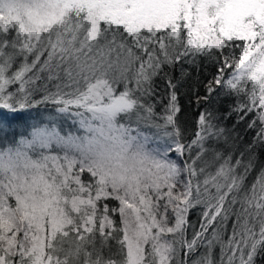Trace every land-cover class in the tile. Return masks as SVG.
Returning <instances> with one entry per match:
<instances>
[{
	"label": "snow or ice",
	"instance_id": "6c2138e0",
	"mask_svg": "<svg viewBox=\"0 0 264 264\" xmlns=\"http://www.w3.org/2000/svg\"><path fill=\"white\" fill-rule=\"evenodd\" d=\"M261 157L264 0H0V264H264Z\"/></svg>",
	"mask_w": 264,
	"mask_h": 264
},
{
	"label": "trees",
	"instance_id": "16d2710c",
	"mask_svg": "<svg viewBox=\"0 0 264 264\" xmlns=\"http://www.w3.org/2000/svg\"><path fill=\"white\" fill-rule=\"evenodd\" d=\"M185 67H188L187 65H185ZM212 71V66L210 64L205 65L204 62H202V66H201V70L199 73V77L201 80L206 79V72H210ZM173 75L175 77H180V71H179V67H177L174 71H173ZM196 77H197V72L194 68L191 69V75L190 77H188L186 80L183 81L182 87L179 89V99H180V104L183 107V113L181 115V119L186 122L188 125H191V123L194 120L195 117V113H196V108L192 105H189V98L191 96V89L194 86V84L196 83ZM160 81L157 80V84H159ZM202 91V90H201ZM42 111L44 112H51V109H42ZM31 121L28 120V123H30ZM27 125H23L21 127H17L16 128V132L17 133H23L26 134L27 133ZM261 159H264V157H261ZM252 177H249V180H251ZM191 220L192 222H196L198 219V210L193 212L191 214ZM218 252V249H217ZM260 258H258L259 261Z\"/></svg>",
	"mask_w": 264,
	"mask_h": 264
},
{
	"label": "rangeland",
	"instance_id": "374dc122",
	"mask_svg": "<svg viewBox=\"0 0 264 264\" xmlns=\"http://www.w3.org/2000/svg\"><path fill=\"white\" fill-rule=\"evenodd\" d=\"M61 123L63 124V126L65 128L71 127V125H72V122L70 120L69 121H62Z\"/></svg>",
	"mask_w": 264,
	"mask_h": 264
}]
</instances>
